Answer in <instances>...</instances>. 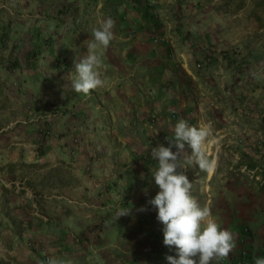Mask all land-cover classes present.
<instances>
[{"label": "crops", "instance_id": "0c3cea01", "mask_svg": "<svg viewBox=\"0 0 264 264\" xmlns=\"http://www.w3.org/2000/svg\"><path fill=\"white\" fill-rule=\"evenodd\" d=\"M31 2V15L17 17L16 22L21 27L32 23L30 37L71 40L64 50H52V54L61 53L66 59L63 81L55 77L54 87H65L64 102L83 104L71 113L85 119L86 124L67 132L70 137L78 135V143L68 137L60 144L49 142V168L63 169L64 179L38 195L47 198L41 202V215L27 213V208L17 210L19 222L5 228L12 235L4 243L0 241V264H47L50 257L63 259L65 264H169L166 256L175 254L174 250L163 243V225L156 209L147 203L159 190L150 182V169L156 163L151 150L161 143L167 146L162 136L173 134L177 120L169 110L182 111L194 126L205 128L206 122L210 123L208 130L205 128L208 133L215 129L217 117H206L201 111L204 104L188 94L190 89L203 93L202 80L219 81L215 75L218 69H222L225 83L231 80L233 66L225 50L232 43L233 19L242 16L223 11L218 18L181 17L177 20L181 28L178 33L171 29L173 20H166L165 32L154 42L156 25L149 16L137 15L139 7L135 9L130 0ZM109 16L115 25L113 39L100 50L103 63L99 72L104 83L87 94L77 93L69 74L75 75V60L87 52L84 41L91 38L98 20ZM194 19L196 30L185 25ZM203 24L211 27L206 38L199 36L205 31ZM239 28L235 39L247 38V28L243 37ZM208 55L212 58L207 63L203 59ZM198 62L202 64L199 68ZM53 67L56 70L55 64ZM260 73L256 72L255 79L261 78ZM239 81L243 88L242 73ZM211 105L213 109L219 107L213 100ZM154 113L159 121L150 126L148 118ZM228 118L233 117H224ZM238 120L239 125L219 127L214 132H253L248 120ZM240 150L239 160L229 168H219L212 156L211 171L188 162L190 148L186 147L182 159L192 196L210 209L221 227L235 234L236 247L228 256L238 255L244 247L260 256L264 255V163L260 160L264 149L241 146ZM234 166L258 170L263 181L231 170ZM141 206L147 210L140 211ZM126 208L130 211L118 217ZM245 226L250 235L243 237Z\"/></svg>", "mask_w": 264, "mask_h": 264}, {"label": "rangeland", "instance_id": "374dc122", "mask_svg": "<svg viewBox=\"0 0 264 264\" xmlns=\"http://www.w3.org/2000/svg\"><path fill=\"white\" fill-rule=\"evenodd\" d=\"M130 1L135 9L139 7L135 10L137 15L149 16L153 25H156L154 42H158L165 32L163 25L166 27V20H173L171 29L178 33L181 28L177 20L181 17L200 18L209 15L218 18L223 11L242 16V19H233L232 43L225 50V56L230 58L233 66L231 80L225 83L221 78L222 69L217 68L219 73L215 75L219 76V81L202 80L204 85L200 91L203 90V93L195 94L190 89L188 95L204 104L201 111L206 117H217L213 124L215 129L207 134L203 148L209 160L215 156L219 168H229L232 162H237L241 146L249 150H255V146L264 149V0ZM0 6V241L4 243L11 234L5 228L20 220L17 210L27 208V213L35 211L41 215L40 208H44L41 202L47 198L38 195L42 191L54 189L64 179L63 169L49 168V142L60 144L58 142L68 137L73 143H78L79 136L74 133L70 137L67 132L83 126L86 120L71 113L82 108L83 104L64 102L65 87H54L55 77L63 81L62 70L66 59L61 53L52 54V50L54 47L64 50L71 40L53 42L46 37H30L32 23L21 27V23L16 21L17 17L23 19L31 15V0H0ZM195 22L194 19L192 24L185 25H192L193 30H196L194 27L198 24ZM219 24L223 27V23ZM219 24L216 23V27ZM203 26L205 31L198 35L206 38L207 28L211 27L208 24ZM239 27L242 37L244 27L247 28V38L235 39ZM220 37L223 43L224 35ZM33 53L35 57H31ZM207 57L209 55L203 60L208 63L212 56L209 59ZM201 66V62H198V68ZM257 71L261 72L260 79H255ZM240 73L245 84L243 88L239 85ZM211 100L219 106L217 109H213ZM168 113L173 119L184 117L183 120L193 124V121L182 116V111L169 110ZM229 114L233 118L224 119ZM238 119L248 120L253 132L244 131L240 134L236 129L226 135L214 132L219 127L239 125ZM158 121L156 113L148 118L150 126H156ZM206 123L205 128L208 130L207 125L211 124ZM166 136L171 135L162 136V140L168 144ZM41 150L46 153L40 155ZM260 160L264 163V152ZM231 170L242 171L251 180L263 181L258 170L246 167L237 169L235 166Z\"/></svg>", "mask_w": 264, "mask_h": 264}, {"label": "clouds", "instance_id": "9594fccd", "mask_svg": "<svg viewBox=\"0 0 264 264\" xmlns=\"http://www.w3.org/2000/svg\"><path fill=\"white\" fill-rule=\"evenodd\" d=\"M114 25L111 16L98 20V26L90 32L91 38L84 41L87 52L77 56L75 75L69 74L75 92L87 94L104 83L99 72L103 63L100 50L113 39ZM207 134L203 126L190 125L179 119L173 134L165 137L167 146L161 143L151 150L152 160L156 163L150 169V182H154L159 190L147 203L156 209L157 219L163 225V243L174 250L175 254L166 256L169 264H212L213 260L227 257L236 247L235 234L221 227L210 209L201 206L190 191L191 182L182 157L186 147L190 148L188 162L201 170L211 171L213 162L209 161L203 148ZM146 210V206H141L140 211ZM129 211V208L120 210L118 217ZM253 260L254 264H264V255L254 256ZM47 264H65V261L50 257Z\"/></svg>", "mask_w": 264, "mask_h": 264}, {"label": "built area", "instance_id": "2783aa9c", "mask_svg": "<svg viewBox=\"0 0 264 264\" xmlns=\"http://www.w3.org/2000/svg\"><path fill=\"white\" fill-rule=\"evenodd\" d=\"M250 235V230L248 227L243 228V237ZM254 256L256 254L251 248L244 247L240 253L236 256H227L220 260H215V264H254Z\"/></svg>", "mask_w": 264, "mask_h": 264}, {"label": "trees", "instance_id": "16d2710c", "mask_svg": "<svg viewBox=\"0 0 264 264\" xmlns=\"http://www.w3.org/2000/svg\"><path fill=\"white\" fill-rule=\"evenodd\" d=\"M31 57H35V53L31 54ZM46 152L44 150H41L39 152L40 155H44Z\"/></svg>", "mask_w": 264, "mask_h": 264}]
</instances>
